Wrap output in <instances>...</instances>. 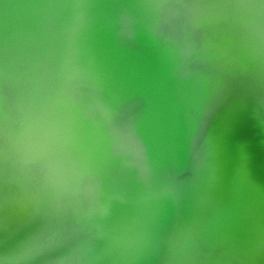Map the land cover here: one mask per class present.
I'll use <instances>...</instances> for the list:
<instances>
[{
  "label": "water",
  "instance_id": "obj_1",
  "mask_svg": "<svg viewBox=\"0 0 264 264\" xmlns=\"http://www.w3.org/2000/svg\"><path fill=\"white\" fill-rule=\"evenodd\" d=\"M0 109V264H264V0H0Z\"/></svg>",
  "mask_w": 264,
  "mask_h": 264
},
{
  "label": "bare ground",
  "instance_id": "obj_2",
  "mask_svg": "<svg viewBox=\"0 0 264 264\" xmlns=\"http://www.w3.org/2000/svg\"><path fill=\"white\" fill-rule=\"evenodd\" d=\"M8 127L0 116V137L2 138L0 141L2 145L0 153V232L6 216H12L11 211L15 206V198H17L16 188L21 186L18 181L19 170L15 168V160L18 157L17 141L12 132H9Z\"/></svg>",
  "mask_w": 264,
  "mask_h": 264
},
{
  "label": "rangeland",
  "instance_id": "obj_3",
  "mask_svg": "<svg viewBox=\"0 0 264 264\" xmlns=\"http://www.w3.org/2000/svg\"><path fill=\"white\" fill-rule=\"evenodd\" d=\"M3 176V175H2ZM0 177H1V175H0Z\"/></svg>",
  "mask_w": 264,
  "mask_h": 264
}]
</instances>
